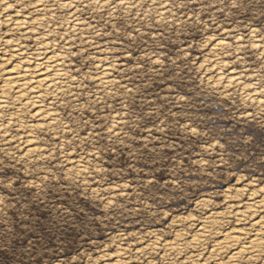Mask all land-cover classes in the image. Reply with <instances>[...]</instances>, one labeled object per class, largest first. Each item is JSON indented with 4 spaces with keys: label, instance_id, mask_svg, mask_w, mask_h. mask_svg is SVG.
I'll return each mask as SVG.
<instances>
[{
    "label": "rangeland",
    "instance_id": "rangeland-1",
    "mask_svg": "<svg viewBox=\"0 0 264 264\" xmlns=\"http://www.w3.org/2000/svg\"><path fill=\"white\" fill-rule=\"evenodd\" d=\"M8 40L68 79L51 122L0 110V264H228L264 222V0H0Z\"/></svg>",
    "mask_w": 264,
    "mask_h": 264
},
{
    "label": "bare ground",
    "instance_id": "bare-ground-1",
    "mask_svg": "<svg viewBox=\"0 0 264 264\" xmlns=\"http://www.w3.org/2000/svg\"><path fill=\"white\" fill-rule=\"evenodd\" d=\"M5 9H8L6 5ZM13 29L24 27L25 20L9 21L6 20ZM40 24V21L38 22ZM5 47L13 48L14 54L5 55L0 53V110L7 109L10 105L20 106L14 107L15 115L20 111L32 110L33 117L37 121L49 120L53 121V114L43 108L44 98L51 93H56L61 84L68 79L66 70L62 63V59L58 54L39 50V53L32 54V57L25 56L20 50V45L13 44L8 40L4 42ZM215 46H223L222 42H217ZM1 50V49H0ZM101 84L106 82L100 79ZM236 83L233 78L228 83ZM22 109V110H21ZM12 116V115H11ZM25 123L21 122L20 127H25ZM1 127V126H0ZM36 125L26 126L27 135L26 142L31 143V130ZM30 149H34L33 145H29ZM254 207V206H253ZM245 213L237 212L238 218L244 217ZM216 220H209L196 232L188 243L197 246L211 235ZM254 233L251 236L245 233V229L231 228L225 232L221 240L217 241L212 248V256L219 257L226 254L228 264H237L240 259L247 257L255 259L260 257L264 252V222L259 220L253 224ZM174 243L166 244L169 251H177L185 242L182 235H177Z\"/></svg>",
    "mask_w": 264,
    "mask_h": 264
},
{
    "label": "snow or ice",
    "instance_id": "snow-or-ice-1",
    "mask_svg": "<svg viewBox=\"0 0 264 264\" xmlns=\"http://www.w3.org/2000/svg\"><path fill=\"white\" fill-rule=\"evenodd\" d=\"M108 2V0H106ZM96 3H99V0H96ZM243 4V0H231V6L233 8H240ZM8 7H12L11 5H8Z\"/></svg>",
    "mask_w": 264,
    "mask_h": 264
}]
</instances>
